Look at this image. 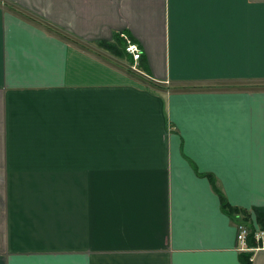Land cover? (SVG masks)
Masks as SVG:
<instances>
[{
  "label": "crops",
  "instance_id": "obj_1",
  "mask_svg": "<svg viewBox=\"0 0 264 264\" xmlns=\"http://www.w3.org/2000/svg\"><path fill=\"white\" fill-rule=\"evenodd\" d=\"M257 213L264 0H0V264H264Z\"/></svg>",
  "mask_w": 264,
  "mask_h": 264
},
{
  "label": "trees",
  "instance_id": "obj_2",
  "mask_svg": "<svg viewBox=\"0 0 264 264\" xmlns=\"http://www.w3.org/2000/svg\"><path fill=\"white\" fill-rule=\"evenodd\" d=\"M101 48L107 50L108 52H110L112 55L120 57L123 55H128V53L125 50L126 47V40L123 37L117 36L115 39V43H105V44H100ZM218 195L220 197V201H221V206L223 207L224 211L230 215L233 218H236L238 215H243V219H246L247 214L245 213V211H242L236 207H233L231 205H229V203L227 202L226 198L218 191ZM257 216V220H258V224L259 226L262 228L264 226V216H262L260 213L256 214ZM248 242L250 244L254 243V230L251 229L249 236H248ZM245 255L246 258L244 259L245 264H252L251 261L249 260L250 254L246 253Z\"/></svg>",
  "mask_w": 264,
  "mask_h": 264
},
{
  "label": "built area",
  "instance_id": "obj_3",
  "mask_svg": "<svg viewBox=\"0 0 264 264\" xmlns=\"http://www.w3.org/2000/svg\"><path fill=\"white\" fill-rule=\"evenodd\" d=\"M126 40L125 50L129 53L133 60H138L140 57V49L138 45L131 40H129L126 36L123 37ZM249 236V231L247 227L243 223L237 224V241L239 243L240 248H246L247 239ZM254 239L256 241L262 242L264 239V230H256L254 232Z\"/></svg>",
  "mask_w": 264,
  "mask_h": 264
}]
</instances>
